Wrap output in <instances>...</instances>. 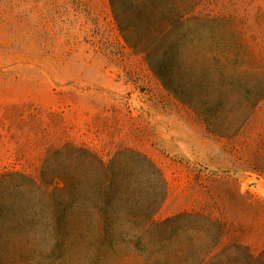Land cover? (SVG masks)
<instances>
[{"label":"rangeland","instance_id":"rangeland-1","mask_svg":"<svg viewBox=\"0 0 264 264\" xmlns=\"http://www.w3.org/2000/svg\"><path fill=\"white\" fill-rule=\"evenodd\" d=\"M193 5L157 74L109 0H0V190L60 202L68 146L124 178L6 264H264V0Z\"/></svg>","mask_w":264,"mask_h":264},{"label":"trees","instance_id":"trees-1","mask_svg":"<svg viewBox=\"0 0 264 264\" xmlns=\"http://www.w3.org/2000/svg\"><path fill=\"white\" fill-rule=\"evenodd\" d=\"M109 1L124 40L131 48L144 53L146 61L157 73L150 55L151 38L155 33L172 31L180 25L192 12L188 8L194 6L193 0ZM62 152L66 162L60 175L63 181L60 202L53 204L40 198L39 194L44 193L43 186L24 174H18L11 187L0 190V253L20 256L34 250L39 242L58 238L63 227L67 229L79 224L83 201L97 205L93 181L99 169L106 172V177L111 175L112 190H120L124 181L121 168L109 171L97 154L84 148L68 146ZM105 186L100 184L99 189H105ZM5 261L6 258L0 257V264H6Z\"/></svg>","mask_w":264,"mask_h":264}]
</instances>
